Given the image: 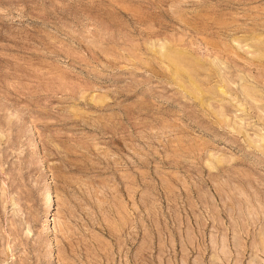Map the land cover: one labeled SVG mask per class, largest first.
Listing matches in <instances>:
<instances>
[{
	"label": "rangeland",
	"instance_id": "374dc122",
	"mask_svg": "<svg viewBox=\"0 0 264 264\" xmlns=\"http://www.w3.org/2000/svg\"><path fill=\"white\" fill-rule=\"evenodd\" d=\"M0 264H264V0H0Z\"/></svg>",
	"mask_w": 264,
	"mask_h": 264
}]
</instances>
